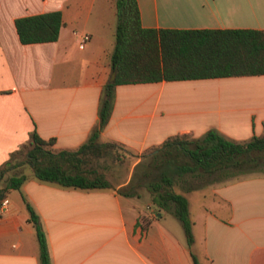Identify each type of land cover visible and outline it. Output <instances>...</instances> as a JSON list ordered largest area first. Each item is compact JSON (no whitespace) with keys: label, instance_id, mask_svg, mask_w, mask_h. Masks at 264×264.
<instances>
[{"label":"crops","instance_id":"crops-1","mask_svg":"<svg viewBox=\"0 0 264 264\" xmlns=\"http://www.w3.org/2000/svg\"><path fill=\"white\" fill-rule=\"evenodd\" d=\"M137 4L148 29H264V0ZM51 11L61 13L57 40L21 43L15 19ZM116 23L115 0H0V166L32 131L53 138L55 149L87 139L102 87L113 82ZM210 129L236 141L261 135L264 75L117 84L99 141L116 142L137 163L170 136ZM129 179L84 190L28 178L11 189L0 208V264H40L27 204L45 232L51 264H264V175L184 192L198 193L186 197L190 246L171 213L142 212L136 197L117 193Z\"/></svg>","mask_w":264,"mask_h":264},{"label":"trees","instance_id":"trees-1","mask_svg":"<svg viewBox=\"0 0 264 264\" xmlns=\"http://www.w3.org/2000/svg\"><path fill=\"white\" fill-rule=\"evenodd\" d=\"M115 5L117 23L110 63L116 77L102 87L97 124L75 149H55L53 138L43 139L32 131L1 164L0 180L6 171L21 164L14 162L17 155L24 157L22 163L28 164L31 172L6 180L0 187V204L7 192L20 188L28 178L66 188H113L104 170L108 159L118 158L122 146L100 142L99 135L110 116L117 84L264 75V29H148L141 25L137 0H115ZM60 26L59 11L15 19L23 44L55 41ZM152 149L135 164L127 184L117 193L140 198V189L145 188L157 211L165 210L179 220L190 246L192 222L183 193L258 171L263 165L264 131L244 141L229 139L215 129L199 137L177 134ZM176 185L183 191H176ZM27 209L38 240L40 264H51L38 215L30 204ZM194 263L198 264L195 259Z\"/></svg>","mask_w":264,"mask_h":264},{"label":"rangeland","instance_id":"rangeland-1","mask_svg":"<svg viewBox=\"0 0 264 264\" xmlns=\"http://www.w3.org/2000/svg\"><path fill=\"white\" fill-rule=\"evenodd\" d=\"M152 150L153 149H151L148 153L152 152ZM117 154L119 156L116 160L108 159V168L104 170L105 176L111 182L112 186H115L118 183L125 181V179L128 178L129 174L131 176V174L134 171V166L136 164L135 161L138 157L137 155L131 154L128 150L122 147L117 150ZM140 160H143V159L141 158ZM23 161H24V157L22 155H17L16 158L14 159V162L21 163V164L17 167H14L6 171L3 176V179H4L3 181H6L11 175H19L22 173L27 174L31 172V168L29 167V165L26 163H22ZM262 162H263L262 163L263 165L259 167L258 171H255L252 173L239 174L229 179H237V178L245 177L249 175H264V157L262 159ZM175 190L178 192L183 191L180 185H176ZM140 192H141V197L135 198L134 200L136 204L138 205V207L141 209V211L145 212L148 209V210H151L152 212H156L157 211L156 207L153 204L150 205V203H152V200H151L149 192L145 188H141ZM183 194L187 195L186 197H188L190 200H193V198H196L198 196L197 195L198 193H193V194L183 193Z\"/></svg>","mask_w":264,"mask_h":264},{"label":"built area","instance_id":"built-area-1","mask_svg":"<svg viewBox=\"0 0 264 264\" xmlns=\"http://www.w3.org/2000/svg\"><path fill=\"white\" fill-rule=\"evenodd\" d=\"M89 38L88 35H85L82 39H81V42H80V46H83V44L86 42V40ZM7 204V199H3L1 204H0V208H4Z\"/></svg>","mask_w":264,"mask_h":264},{"label":"water","instance_id":"water-1","mask_svg":"<svg viewBox=\"0 0 264 264\" xmlns=\"http://www.w3.org/2000/svg\"><path fill=\"white\" fill-rule=\"evenodd\" d=\"M115 79V72L112 74L111 81H114Z\"/></svg>","mask_w":264,"mask_h":264}]
</instances>
